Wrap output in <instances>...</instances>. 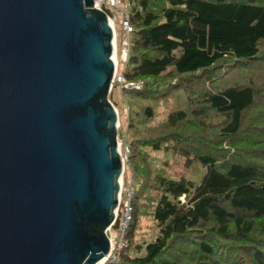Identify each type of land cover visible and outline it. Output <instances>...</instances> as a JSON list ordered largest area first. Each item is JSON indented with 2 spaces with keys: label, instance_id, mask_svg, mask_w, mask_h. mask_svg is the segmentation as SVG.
Here are the masks:
<instances>
[{
  "label": "trees",
  "instance_id": "16d2710c",
  "mask_svg": "<svg viewBox=\"0 0 264 264\" xmlns=\"http://www.w3.org/2000/svg\"><path fill=\"white\" fill-rule=\"evenodd\" d=\"M128 3L122 75L140 87L121 91L135 187L118 264H264V0Z\"/></svg>",
  "mask_w": 264,
  "mask_h": 264
},
{
  "label": "water",
  "instance_id": "95a60500",
  "mask_svg": "<svg viewBox=\"0 0 264 264\" xmlns=\"http://www.w3.org/2000/svg\"><path fill=\"white\" fill-rule=\"evenodd\" d=\"M95 0H0V264H104L124 165Z\"/></svg>",
  "mask_w": 264,
  "mask_h": 264
},
{
  "label": "built area",
  "instance_id": "2783aa9c",
  "mask_svg": "<svg viewBox=\"0 0 264 264\" xmlns=\"http://www.w3.org/2000/svg\"><path fill=\"white\" fill-rule=\"evenodd\" d=\"M95 6L107 14L109 24L114 32V49L117 54L118 42L123 47L122 59L124 62L127 61L129 47H130V35L133 32V28L130 23V6L129 3L124 0H95ZM118 26L122 29L121 39L118 38L117 28ZM117 57V56H115ZM116 73L112 82L111 90L114 85L119 90L125 89H138L140 84H128L121 73ZM122 142L120 141V155L124 165V173L121 179V189L119 194V204L116 211V220L113 226L108 230V237L111 242L110 253L107 255V259L104 264H118L120 261L121 253L127 248L126 236L132 222L133 216V196H134V180L131 173L128 171L130 166L128 155L129 149L126 146L122 151ZM127 174L128 181L126 185L123 182L124 175ZM117 225L115 228L114 226ZM114 228V233L110 234V231Z\"/></svg>",
  "mask_w": 264,
  "mask_h": 264
},
{
  "label": "rangeland",
  "instance_id": "374dc122",
  "mask_svg": "<svg viewBox=\"0 0 264 264\" xmlns=\"http://www.w3.org/2000/svg\"><path fill=\"white\" fill-rule=\"evenodd\" d=\"M126 2H128V0H124ZM117 35H119L118 38L121 39L120 36H122V29L120 26H118L117 28ZM123 47L121 44H119L118 42V46H117V54L115 56H117V61H118V72L123 74L122 73V68L124 66V64L127 62H124L123 59H122V53H123ZM128 58V57H127ZM126 58V59H127ZM118 89V88H117ZM115 87L112 88V91L110 92V101L114 104L115 102V107H116V110L118 112V115H119V130H118V133L119 135L121 134H124L127 130H126V122L128 120V117H129V108L127 107V103H126V100L124 99V95L122 94L121 90H117ZM157 108L159 109V120H163L166 118L167 116V110H169L171 108L172 105L169 106V108L167 109V105H163V106H160V103L157 104ZM119 139H120V136H119ZM122 139V138H121ZM120 139V141L122 142V140ZM123 143V142H122ZM127 145L126 144H122V151L125 149ZM163 160V159H162ZM197 176H195V179L193 180L194 182L196 183H200L203 176L205 175V170L202 169V168H199L197 170V173H196ZM128 181L127 179V174L124 175L123 177V182L124 184L126 185V182ZM144 234L145 235H149V237L151 236L152 234V229H151V223L150 222H145L144 223ZM114 233V228L110 231V234H113Z\"/></svg>",
  "mask_w": 264,
  "mask_h": 264
},
{
  "label": "bare ground",
  "instance_id": "6f19581e",
  "mask_svg": "<svg viewBox=\"0 0 264 264\" xmlns=\"http://www.w3.org/2000/svg\"><path fill=\"white\" fill-rule=\"evenodd\" d=\"M114 61H115V63H116V68H117V66H118V61H117V58L114 56ZM112 91V90H111Z\"/></svg>",
  "mask_w": 264,
  "mask_h": 264
}]
</instances>
